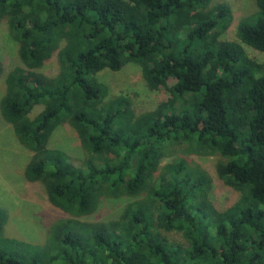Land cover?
<instances>
[{
  "label": "trees",
  "instance_id": "obj_1",
  "mask_svg": "<svg viewBox=\"0 0 264 264\" xmlns=\"http://www.w3.org/2000/svg\"><path fill=\"white\" fill-rule=\"evenodd\" d=\"M254 2L238 39L223 40L232 20L225 2L0 0L21 62L6 74L0 115L31 152L25 178L78 218L56 221L33 244L4 234L0 209V264H264V61L243 46L264 53V0ZM53 55L58 72L46 75L40 68ZM127 63L169 98L141 114L122 96L107 98L96 74ZM62 123L86 151L79 167L49 146ZM174 142L222 156L217 175L238 200L215 208L207 175L183 159L159 169ZM123 195L134 199L116 219H79Z\"/></svg>",
  "mask_w": 264,
  "mask_h": 264
},
{
  "label": "rangeland",
  "instance_id": "obj_2",
  "mask_svg": "<svg viewBox=\"0 0 264 264\" xmlns=\"http://www.w3.org/2000/svg\"><path fill=\"white\" fill-rule=\"evenodd\" d=\"M227 3L232 11V20L228 28L220 35L223 40H236L237 26L242 18L251 15L255 9L254 0H212ZM252 59L264 61V53L248 45H243ZM18 44L11 37L7 21L0 22V99L5 91L6 74L21 64L17 53ZM59 65L56 55L48 59L40 68L46 75L56 74ZM97 79L106 87L107 98L122 96L126 98L136 114L153 110L160 102L169 98V92L160 87L154 89L144 81L140 67L135 63L124 64L119 70L104 69L96 74ZM42 110L36 105L29 113L34 117ZM49 146L68 155L77 167L86 159L75 130L67 123L60 124L49 139ZM186 143L167 144V153L162 158L159 169L176 159H183L193 169H200L208 177L207 200L217 209L223 210L235 203L240 192L225 184L217 175L216 165L223 157L219 154H198L191 151ZM31 152L22 146L9 123L0 115V209L4 213V234L33 244H43L51 226L60 219L74 218L54 207L48 200L43 185L30 182L24 176V168L30 160ZM159 170L154 174L157 178ZM133 197H103L97 209L79 219L84 221H109L116 219L123 207ZM167 240L185 244L186 239L179 232H163Z\"/></svg>",
  "mask_w": 264,
  "mask_h": 264
}]
</instances>
